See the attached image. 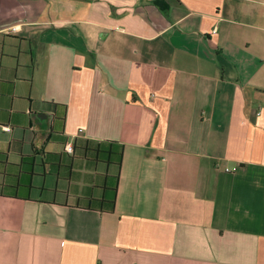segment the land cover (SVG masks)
<instances>
[{"label": "crops", "instance_id": "obj_1", "mask_svg": "<svg viewBox=\"0 0 264 264\" xmlns=\"http://www.w3.org/2000/svg\"><path fill=\"white\" fill-rule=\"evenodd\" d=\"M0 264H264V0H0Z\"/></svg>", "mask_w": 264, "mask_h": 264}, {"label": "trees", "instance_id": "obj_2", "mask_svg": "<svg viewBox=\"0 0 264 264\" xmlns=\"http://www.w3.org/2000/svg\"><path fill=\"white\" fill-rule=\"evenodd\" d=\"M123 150V145L117 142L106 141L97 143L94 150V158L98 162L121 166Z\"/></svg>", "mask_w": 264, "mask_h": 264}, {"label": "built area", "instance_id": "obj_3", "mask_svg": "<svg viewBox=\"0 0 264 264\" xmlns=\"http://www.w3.org/2000/svg\"><path fill=\"white\" fill-rule=\"evenodd\" d=\"M65 152L69 155H73L74 154V147L72 143H67L65 145Z\"/></svg>", "mask_w": 264, "mask_h": 264}]
</instances>
